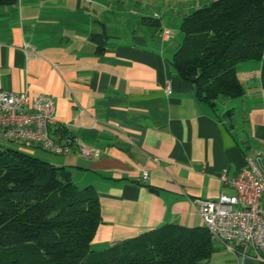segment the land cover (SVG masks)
<instances>
[{
	"label": "crops",
	"instance_id": "crops-1",
	"mask_svg": "<svg viewBox=\"0 0 264 264\" xmlns=\"http://www.w3.org/2000/svg\"><path fill=\"white\" fill-rule=\"evenodd\" d=\"M206 1L20 0L0 8V90L52 97L58 126L96 153L53 156L21 146L69 171L78 189L96 191L95 250L165 225L205 227L195 201L234 196L222 177L236 178L246 154L264 149V55L238 65L244 96L215 107L199 102L172 65L178 35L164 18L178 14L180 24ZM126 7L141 8L138 29L108 28L124 23ZM93 35L104 36L100 51ZM214 245L206 264H264L254 251L242 257Z\"/></svg>",
	"mask_w": 264,
	"mask_h": 264
},
{
	"label": "trees",
	"instance_id": "trees-1",
	"mask_svg": "<svg viewBox=\"0 0 264 264\" xmlns=\"http://www.w3.org/2000/svg\"><path fill=\"white\" fill-rule=\"evenodd\" d=\"M19 1L0 0V8ZM180 33L172 65L182 79H196L198 101L215 107L239 99L238 65L264 55V0L206 1L183 18ZM92 38L100 51L104 36ZM23 145L0 143V264H206L216 251L205 227L173 224L95 250L102 224L96 191L78 189L69 171Z\"/></svg>",
	"mask_w": 264,
	"mask_h": 264
},
{
	"label": "built area",
	"instance_id": "built-area-1",
	"mask_svg": "<svg viewBox=\"0 0 264 264\" xmlns=\"http://www.w3.org/2000/svg\"><path fill=\"white\" fill-rule=\"evenodd\" d=\"M171 37V30L164 29V40ZM55 113L52 97L31 98L26 93L0 90V143L37 146L53 156L75 152L94 157V150L80 145L69 133L54 134L58 127ZM61 128L68 131L65 126ZM148 177L144 171L142 180ZM222 179L235 191L234 196L222 194L218 200L195 201L205 228L229 252L246 257L254 251L264 261V149L246 154L245 166L236 178Z\"/></svg>",
	"mask_w": 264,
	"mask_h": 264
},
{
	"label": "rangeland",
	"instance_id": "rangeland-1",
	"mask_svg": "<svg viewBox=\"0 0 264 264\" xmlns=\"http://www.w3.org/2000/svg\"><path fill=\"white\" fill-rule=\"evenodd\" d=\"M80 1H82V2H84V0H80ZM85 1H88V0H85ZM126 1H128V0H126ZM85 3V2H84ZM127 3V2H126ZM130 4H131V2H130ZM91 10H92V12H95V14H98L99 12H98V8L97 7H91ZM135 10V12H136V14L135 15H133L132 14V11H134ZM108 12V11H107ZM122 12L123 13H126V14H124L123 15V17H122V20L124 21V23H121V24H109L108 26V28H112V27H116L117 29H120V30H125L126 28H131L132 30H136V29H138V27H139V25H137L136 26V22H137V20L138 21H141L140 19L141 18H143L142 17V14H141V8H137V9H130V8H124V9H122ZM95 14H93V17L95 16ZM178 14H174V15H171V17H168V18H164V22H166V24L168 25V26H170V28L173 30V32H174V34L176 35V33H177V39H176V41L178 42L179 40H180V38H181V33H180V24H179V22L177 21V23L176 22H174L175 20L173 19L174 17H176ZM101 16V15H100ZM157 18H159V16H157ZM95 20H104L103 19V16H101V18H98V17H95L94 18ZM170 21V22H169ZM96 26H97V23H96ZM134 26H136V27H134ZM134 28V29H133ZM163 31H164V29L162 30V36H163ZM123 34H125V32H122ZM40 154H42L43 156H46V157H49V155H47V154H45V153H40Z\"/></svg>",
	"mask_w": 264,
	"mask_h": 264
},
{
	"label": "water",
	"instance_id": "water-1",
	"mask_svg": "<svg viewBox=\"0 0 264 264\" xmlns=\"http://www.w3.org/2000/svg\"><path fill=\"white\" fill-rule=\"evenodd\" d=\"M195 80H196V79H195V78H193V79H192V82H194Z\"/></svg>",
	"mask_w": 264,
	"mask_h": 264
}]
</instances>
